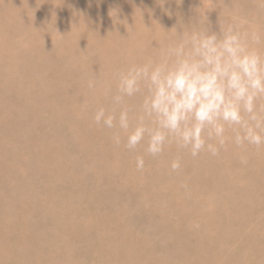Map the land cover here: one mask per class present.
Here are the masks:
<instances>
[{"label":"rangeland","instance_id":"374dc122","mask_svg":"<svg viewBox=\"0 0 264 264\" xmlns=\"http://www.w3.org/2000/svg\"><path fill=\"white\" fill-rule=\"evenodd\" d=\"M233 25L264 54V0H0V264H264V146L153 157L94 120L142 114L120 73Z\"/></svg>","mask_w":264,"mask_h":264},{"label":"clouds","instance_id":"9594fccd","mask_svg":"<svg viewBox=\"0 0 264 264\" xmlns=\"http://www.w3.org/2000/svg\"><path fill=\"white\" fill-rule=\"evenodd\" d=\"M250 40L259 42L235 25L184 33L182 43L171 50L175 57L171 63L133 66L120 73L121 95L114 102L135 95L146 82L142 114L133 121L126 109L100 108L95 122L118 128L129 150L143 145L153 157L171 143L192 157L202 152L218 156L229 129L237 146H264V106L259 103L264 98V54ZM113 140L119 145L120 134ZM144 167V157L137 156V170ZM170 167L179 170L180 159L172 160Z\"/></svg>","mask_w":264,"mask_h":264}]
</instances>
